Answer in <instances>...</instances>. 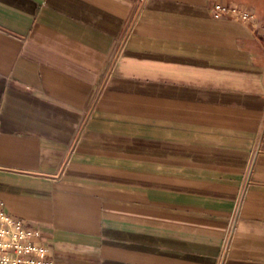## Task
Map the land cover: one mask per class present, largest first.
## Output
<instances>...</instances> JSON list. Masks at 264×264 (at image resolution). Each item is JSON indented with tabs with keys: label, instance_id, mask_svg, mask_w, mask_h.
Wrapping results in <instances>:
<instances>
[{
	"label": "crops",
	"instance_id": "crops-1",
	"mask_svg": "<svg viewBox=\"0 0 264 264\" xmlns=\"http://www.w3.org/2000/svg\"><path fill=\"white\" fill-rule=\"evenodd\" d=\"M263 35L264 0H0L1 209L54 264H264Z\"/></svg>",
	"mask_w": 264,
	"mask_h": 264
},
{
	"label": "built area",
	"instance_id": "built-area-1",
	"mask_svg": "<svg viewBox=\"0 0 264 264\" xmlns=\"http://www.w3.org/2000/svg\"><path fill=\"white\" fill-rule=\"evenodd\" d=\"M216 18L232 17L236 21L251 24L255 30L257 24L254 22V16L236 7H225L221 5L214 6ZM264 49V35L261 40ZM264 131L256 141L251 153L250 164L247 170V184L250 182L251 175L258 155L262 151V138ZM1 206V204H0ZM36 233L29 231L24 222L14 219L5 213L0 207V264H54L48 258V249L46 246L35 240ZM228 253V244L224 247V258Z\"/></svg>",
	"mask_w": 264,
	"mask_h": 264
}]
</instances>
